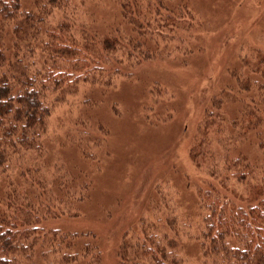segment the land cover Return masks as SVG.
<instances>
[{"label": "rangeland", "instance_id": "374dc122", "mask_svg": "<svg viewBox=\"0 0 264 264\" xmlns=\"http://www.w3.org/2000/svg\"><path fill=\"white\" fill-rule=\"evenodd\" d=\"M137 2L140 13L130 0H69L50 18L73 23L75 35L84 27L125 37L126 45L114 52L118 68L106 70L101 60L108 58L89 55L81 62L88 80L60 95L52 86L44 91L50 114L43 159L51 170H84L88 185L71 210L76 216L48 215L46 231L88 233L82 240L95 246L92 264H119L123 251L158 246L177 264H227L200 241L206 211L198 188L209 162L220 163L218 139L236 138L226 129L237 111L225 87L248 61L264 65V0ZM207 107L217 127L203 135ZM195 148L205 157L196 158ZM234 186L244 192L243 184ZM40 258L35 249L25 264Z\"/></svg>", "mask_w": 264, "mask_h": 264}, {"label": "trees", "instance_id": "16d2710c", "mask_svg": "<svg viewBox=\"0 0 264 264\" xmlns=\"http://www.w3.org/2000/svg\"><path fill=\"white\" fill-rule=\"evenodd\" d=\"M130 1L135 11L142 12V4ZM30 2L39 8H24ZM68 3L0 0V264H25L35 249L41 256L38 264H92L94 260L95 246L82 240L89 238L88 233L46 231V216H76L71 210L88 185L82 180V168L83 172L51 170L43 159L50 114L44 91L52 86L60 95L74 89L79 80H88L90 68L81 62L89 55L108 58L102 64L106 70L114 69L120 62L114 52L126 44L125 37L100 36L84 27L75 35L76 27L66 19L52 23L55 11ZM246 66L234 76L236 84L225 87L237 111L226 129L236 138L218 139L220 163L209 162L208 179L198 188L206 211L200 241L207 253L213 248L227 264H264V156L258 153L264 148V65L249 66L248 61ZM213 104L219 107L221 101ZM213 108L205 109L203 135L217 127ZM204 151L195 148L194 156L203 158ZM235 184H243L244 192H238ZM120 257L119 264L144 260L177 264L175 257L165 255V246L130 255L123 251Z\"/></svg>", "mask_w": 264, "mask_h": 264}]
</instances>
